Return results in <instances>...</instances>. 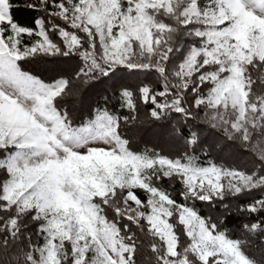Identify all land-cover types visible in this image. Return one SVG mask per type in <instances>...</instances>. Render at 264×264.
<instances>
[{
  "label": "snow or ice",
  "instance_id": "1",
  "mask_svg": "<svg viewBox=\"0 0 264 264\" xmlns=\"http://www.w3.org/2000/svg\"><path fill=\"white\" fill-rule=\"evenodd\" d=\"M0 264H264V0H0Z\"/></svg>",
  "mask_w": 264,
  "mask_h": 264
}]
</instances>
